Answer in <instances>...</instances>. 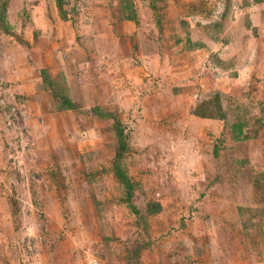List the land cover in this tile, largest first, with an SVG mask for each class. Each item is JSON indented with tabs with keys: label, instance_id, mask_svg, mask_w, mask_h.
<instances>
[{
	"label": "rangeland",
	"instance_id": "374dc122",
	"mask_svg": "<svg viewBox=\"0 0 264 264\" xmlns=\"http://www.w3.org/2000/svg\"><path fill=\"white\" fill-rule=\"evenodd\" d=\"M0 264H264V0H0Z\"/></svg>",
	"mask_w": 264,
	"mask_h": 264
},
{
	"label": "trees",
	"instance_id": "16d2710c",
	"mask_svg": "<svg viewBox=\"0 0 264 264\" xmlns=\"http://www.w3.org/2000/svg\"><path fill=\"white\" fill-rule=\"evenodd\" d=\"M68 104H69V103H68ZM120 149H121V151H120V153L118 154V157H121V156H122L123 151L126 149V144H125V143H122ZM117 173H118V175H119L121 178H123V181H124L125 187H126V189H127V193L131 195V194L133 193V185H132L131 181L128 180L126 177H124V173H123V171L121 170V168H119V166H117ZM159 209H160V208H159V206H158V211H159Z\"/></svg>",
	"mask_w": 264,
	"mask_h": 264
}]
</instances>
